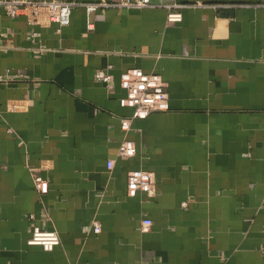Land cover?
I'll return each mask as SVG.
<instances>
[{
    "label": "crops",
    "instance_id": "0c3cea01",
    "mask_svg": "<svg viewBox=\"0 0 264 264\" xmlns=\"http://www.w3.org/2000/svg\"><path fill=\"white\" fill-rule=\"evenodd\" d=\"M157 1L98 9L91 30L82 7L64 27L0 8V264H264V0ZM133 68L167 110L131 119ZM138 169L153 189L129 196ZM30 214L51 251L27 243Z\"/></svg>",
    "mask_w": 264,
    "mask_h": 264
},
{
    "label": "built area",
    "instance_id": "2783aa9c",
    "mask_svg": "<svg viewBox=\"0 0 264 264\" xmlns=\"http://www.w3.org/2000/svg\"><path fill=\"white\" fill-rule=\"evenodd\" d=\"M149 0H96L93 2L79 3L65 0H0V8L9 17L27 15L30 22L39 24L45 17L50 23H57L59 27L69 24L71 11L75 7H82L87 15V28L93 29L92 15L98 10L107 7H117L125 9H143L150 7ZM197 6V5H192ZM181 5H171L167 8V22L177 23L182 20L181 13L176 9ZM95 79L101 83L111 86V76L106 70H99L95 74ZM0 82H3L0 77ZM120 87L125 90L126 95L120 99L122 106L132 108L131 119H145L155 111H165L168 109V96L166 85L161 77L154 73H145L139 68L129 69L120 77ZM122 127L127 129L128 120L122 121ZM120 155L132 157L135 154V147L132 142L124 141L119 147ZM112 161H108L107 167L111 169ZM153 176L143 170H133L127 176V194L134 196L138 191L149 192L153 189ZM34 186L40 195L48 192L47 182L41 176L34 177ZM31 228V236L28 239L29 245L40 246L45 251H51L60 240L56 231L45 230L38 223L35 216L28 217ZM152 225L150 219L144 218L140 224V231L146 232ZM93 231L100 232V226L93 223Z\"/></svg>",
    "mask_w": 264,
    "mask_h": 264
},
{
    "label": "water",
    "instance_id": "95a60500",
    "mask_svg": "<svg viewBox=\"0 0 264 264\" xmlns=\"http://www.w3.org/2000/svg\"><path fill=\"white\" fill-rule=\"evenodd\" d=\"M150 2L152 3H157L158 1L157 0H149Z\"/></svg>",
    "mask_w": 264,
    "mask_h": 264
}]
</instances>
